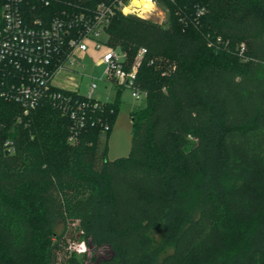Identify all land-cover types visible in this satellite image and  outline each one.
<instances>
[{
	"label": "trees",
	"instance_id": "1",
	"mask_svg": "<svg viewBox=\"0 0 264 264\" xmlns=\"http://www.w3.org/2000/svg\"><path fill=\"white\" fill-rule=\"evenodd\" d=\"M130 1L21 2L45 27L81 18L68 38L111 8L100 42L126 71L146 51V102L129 155L109 160L127 87L111 80L107 101L53 87L83 124L71 141V110L45 97L26 114L8 94L21 77L0 69V264H264V0H153L163 23L123 14ZM72 238L88 250L61 263Z\"/></svg>",
	"mask_w": 264,
	"mask_h": 264
},
{
	"label": "built area",
	"instance_id": "2",
	"mask_svg": "<svg viewBox=\"0 0 264 264\" xmlns=\"http://www.w3.org/2000/svg\"><path fill=\"white\" fill-rule=\"evenodd\" d=\"M21 2L22 0H5L0 13L2 22L0 27V69L10 66L22 79L19 85H12L8 94L22 104L26 114L34 110L45 97L51 98L55 105L64 110H71L72 117L77 120L71 138L73 141L83 124L78 123L79 117L70 108V102L63 94L52 93L51 89L56 87L63 90L79 91L62 86L61 82H64L71 73L76 72L74 67L77 54L88 53L89 44L97 51L104 47L100 40L105 35V28L109 24L112 9L101 6L95 16L94 23L91 21L86 23L84 33L78 31L74 37L68 38L67 35L76 30V24L82 21L81 18L68 22V24L58 19L52 22L49 27H45L40 21L33 23L26 21L21 9ZM119 6L122 7L123 14L127 15L125 11L129 5L122 6L120 2ZM116 51L106 48L98 64L107 65L108 81L115 80L132 89V96L137 99L141 93L133 86L139 63L146 51L143 49L139 51L136 64L131 71H126L123 67L125 55L123 53L120 55ZM64 55L66 60L61 62ZM62 74H65V77H62ZM96 89L97 84L92 82L89 94L86 95L88 99L94 98L93 94Z\"/></svg>",
	"mask_w": 264,
	"mask_h": 264
},
{
	"label": "rangeland",
	"instance_id": "3",
	"mask_svg": "<svg viewBox=\"0 0 264 264\" xmlns=\"http://www.w3.org/2000/svg\"><path fill=\"white\" fill-rule=\"evenodd\" d=\"M153 2V0H152ZM154 4V2H153ZM129 9V11L127 10ZM135 9V10H134ZM154 11L152 14L140 16L139 10L132 6V1L126 8V14H135L141 18L152 19L156 22L163 23L166 20V14L154 4ZM106 48H102L100 51L93 49V46L89 44L88 53L77 54V60L74 67V73L66 77L65 81L61 82L62 86L69 89H78L82 95H88L90 85L92 82L97 84V89L94 92V98L99 101H107L113 98L114 91L113 85L108 81L106 76L107 65L98 64V61L103 57ZM118 54H122L120 50L116 51ZM65 77V74L61 75ZM133 90L130 88L124 89L121 94L122 106L118 113L116 123L109 139L108 159L115 160L117 158L127 157L131 151L132 146V123L131 112L135 109L143 106L146 99L143 95L139 98L132 96ZM59 232L61 229H58ZM76 236L77 233H74ZM86 249V245L82 242L78 243L76 239H68L67 246L59 253V260L63 263L68 256L75 253L82 255ZM153 250L158 255L159 259H163L167 255L172 253V249L167 246L159 233L154 234ZM90 254V253H89ZM90 256V255H89Z\"/></svg>",
	"mask_w": 264,
	"mask_h": 264
},
{
	"label": "bare ground",
	"instance_id": "4",
	"mask_svg": "<svg viewBox=\"0 0 264 264\" xmlns=\"http://www.w3.org/2000/svg\"><path fill=\"white\" fill-rule=\"evenodd\" d=\"M132 6L139 10L140 16L152 14L155 10L152 0H132Z\"/></svg>",
	"mask_w": 264,
	"mask_h": 264
}]
</instances>
